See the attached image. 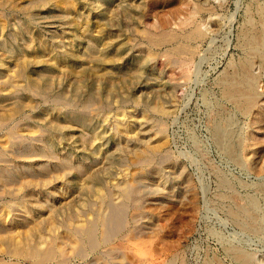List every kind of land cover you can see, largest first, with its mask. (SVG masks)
I'll return each instance as SVG.
<instances>
[{"label":"rangeland","instance_id":"374dc122","mask_svg":"<svg viewBox=\"0 0 264 264\" xmlns=\"http://www.w3.org/2000/svg\"><path fill=\"white\" fill-rule=\"evenodd\" d=\"M130 2L131 15L124 12ZM182 2L0 0V150L8 156L9 182H13L0 181L1 263L34 264L29 256L9 255L10 245L17 237L22 240L20 236L36 223L39 228L53 225L66 208L79 211L96 188H103L94 176L107 184L124 176L130 181L138 170L129 161L118 165L117 159L130 158L137 137L144 138L137 128L141 108L154 101L173 107L170 113L155 114L164 123V161L160 172L149 170L142 182H135L141 192L124 206L122 229L104 242L98 226L97 248L83 243L84 254L75 238L59 230L54 254L58 262L52 257L50 262L35 263L98 264L121 259L123 264H167L171 258L173 264H236L228 246L256 253L264 261V233L246 227L241 215L239 219L231 213L254 199L255 213L264 222V125L249 124L251 117L223 100L216 84L229 63L242 59L238 31L246 12L251 11L255 22L260 16L264 26V0ZM186 2L188 6L201 2L220 20L200 14L198 19L208 22V29L192 43L189 77L177 80L178 86L168 93L166 84L174 73L165 58L171 44H150L137 29L166 24L176 28ZM128 23L132 32L125 26ZM129 38L134 49L125 45ZM148 52L154 58L143 60ZM254 72L264 95V59ZM37 85H47L50 97L43 98ZM90 95L91 110L101 105L102 116L88 126L70 109L81 108ZM117 119L128 128L129 143L124 130L114 135ZM219 120L222 125L232 123L237 139L243 129L256 138L257 142L247 143L248 161L239 156L242 150H237V159L218 144L214 127ZM20 136L28 146L24 153H15L11 138ZM45 149L52 151V157ZM87 213L80 217L82 223L85 216L90 218ZM18 227L20 231L13 234Z\"/></svg>","mask_w":264,"mask_h":264},{"label":"bare ground","instance_id":"6f19581e","mask_svg":"<svg viewBox=\"0 0 264 264\" xmlns=\"http://www.w3.org/2000/svg\"><path fill=\"white\" fill-rule=\"evenodd\" d=\"M182 1L184 2L185 0H182ZM193 3L194 4H192L191 6H188L189 4L188 2H186V5H185L186 7L184 6L185 9L182 10V13H179L178 20L176 21V28L174 29H171V28L169 29V27L166 28V25L168 24H166L164 27L155 25V28L146 27L142 29H137L138 33L142 35L147 40V42L150 44L156 45V44H162L165 42H168L169 44H171V48H169L166 54L165 62L167 63L168 67L173 71L172 73H174L175 75L174 74H172L173 76L170 75L172 79H170L168 84H166V87L169 91L168 93H171V91L174 90L173 86L174 87L176 86L174 84H177L176 82L177 80L180 81L183 79L184 81L189 77L188 76L189 70L187 69V67L190 63V58L192 57L191 55L193 54L192 43L194 40L203 37L207 31L206 29H208L206 28V25H205V24H208V22H203L202 20L198 19L200 14H202V12L207 13L208 18L214 15L215 22H218V20H220V16L212 8L202 4L201 2L200 3L193 2ZM221 4L222 2L219 5ZM130 5L131 6L124 9L125 10L124 12L126 14L131 15L134 12L133 11L134 5L131 2H130ZM254 9H256V7ZM261 13L262 15H264V8L261 9ZM259 18L260 16L257 18L258 19L257 22H255L253 21V18L251 17V11L246 12L242 27L240 28V31H238L239 32L238 42L240 46L239 48L241 49L242 54H243L242 59L241 60L239 59L240 61L237 64L229 63L224 68V71H222V73L219 74L216 84L219 86L221 98L223 100L227 101L228 103L233 104L235 109L239 111L241 115L251 117V119H249L250 121L249 124L257 125L258 128H261L264 125V95L259 90V83H260L258 79L259 77L257 78L256 76L257 73L254 72V69L256 70V67H258V65L264 59L263 58L264 37L262 35L263 32L261 33L260 31V28H262L263 26V19L259 22ZM128 24L129 25H125V26L129 28L130 32H132V28L129 27L132 24L131 23H128ZM0 30H2V28ZM126 43L127 44L125 45L129 49L135 48V45H133L132 38H129V40ZM154 56H155L154 53L148 52L146 53V55L143 56L144 57L143 60H150L154 58ZM37 87L43 93V96H44L43 98L50 97V94H48L49 89L47 88V85H44V86L37 85ZM55 99L59 100L61 98L60 97L58 98V96H56ZM135 102L137 103V101ZM164 103L165 102H162V101L161 102L154 101V102H146L143 104L141 108L142 118L139 119L140 121L138 120L137 128H138V133L140 132L141 134H143L144 138L141 139L137 137V141H135L137 143V145L135 146L137 147H134L133 151L131 150L133 154L131 153L132 155H130V158H127L126 156L125 157L120 156L117 159L119 162L118 165H120V163L122 164L123 161L125 162V164L127 163V161H129L130 164L138 170L134 172V175L132 178L130 177L131 178L130 181L124 178L125 177L124 176L123 178L117 179L116 181H113L112 183L107 184L105 183L107 181L103 180L102 178H97L94 176L93 180L95 182H99L100 184H102L103 188L100 189V188L95 187L98 190H95L94 193L90 192L93 194L92 196L87 197V199L85 198L86 200L84 201L82 205L81 203L77 204V205L82 206L80 208L82 210H80L79 208H77L79 209V211L76 209L74 210L72 207H71L72 209L66 208V210H63L62 217L59 220L54 219L53 225H50L52 223H50L49 221L50 224H48L44 228H39L36 225L37 223L33 225V227L29 224L31 227L29 226L30 227L28 229L29 231L28 230H27L28 232L26 231L27 234H23L22 236L19 235L22 239V240H19V242H18L19 237H17L18 235L16 234L15 238L16 237L18 238L17 242L10 245L11 246L10 249L8 248L10 250L9 251L10 253L8 252V250L5 253L8 252L9 255L14 253V256L15 254L17 255L16 257H18L19 255H20L19 257L29 256L30 258L34 259V264H37L35 263V261L36 262L38 261V263H42L43 260L45 261L48 260L50 262L54 258L55 256L54 254H56L55 251H56V246L58 245V243L55 245V241L58 237L56 233L59 230L66 231L67 234L71 235L72 238H75V240H77L78 244L76 247H78L80 253H83V252L85 253V250H86L85 247H84V251L82 250L83 243H86L89 246L96 245V248H97V242H98L97 228L98 226L101 227L100 234H101V239L104 242H108V240H110L113 235H116V233L119 232L120 229H122V225L124 222L123 213L125 211L123 210H125L126 208V207L124 208V206L127 205V203L130 201H135L136 197H138L139 193L141 192L140 186L138 187L137 185L139 182L136 184L135 182L141 179L144 180L143 176L149 170H152V172L153 170L158 171L161 167L162 161H164V158L161 155L162 147L166 143V139L164 136V126H163L164 123L158 118L159 117L158 115H157L158 117L155 116V114L163 115V114L170 113L172 111L171 109L173 108L171 107L172 105L171 104L168 105ZM93 105H94L93 97L90 95V96L85 97L81 108L70 109L71 111L70 110L69 111L71 112V114L76 115L79 121L89 126L94 123L93 121L95 117L102 116L100 112L101 105H98V109L91 110ZM18 108L19 106H15L14 109L18 110ZM118 113L120 114V110ZM117 121L118 119L116 120V130H115L114 135H116L117 137L120 134L118 130H124L125 136H126L124 138H126L125 140L128 142V140L131 139L126 133V132L129 133L128 128L122 126ZM261 123H262V126L260 125ZM215 125L216 126L214 127V136L218 144L227 153L231 155L233 154L234 157L236 156L237 159L239 156H242L241 158L243 159V161L244 160L248 161V157L246 153L247 143L250 142L251 140H253L254 142H257L256 138L253 137L252 134L247 131V129H243L241 132V135L240 136L238 135V139H237L236 135H234L232 131V128H231L232 123L230 122H228L226 125H222L221 120H219L217 124ZM11 139H12V143L15 145V148L13 149L14 150L13 152L15 153L16 152L22 153L28 146V141L26 140V138L22 136L12 137ZM125 143L126 142H124V144ZM237 150L243 151L241 155L238 156ZM45 152L48 153L47 154L48 156L52 157L51 156L52 151H50L49 149H45ZM7 157L8 156H6L0 150V181L4 185H9L10 183L9 180L11 178L10 177L11 175L9 173L10 166L8 167V165L10 164H9V160ZM64 162L65 161H63V163ZM258 164L260 163L258 162ZM10 169L12 168L10 167ZM181 179L183 180L181 182H184V184H187V181L185 179L183 178ZM222 180L224 181V179ZM140 182H142V180ZM12 183L13 182H11L10 185ZM224 183L225 181L223 182V185ZM142 185H145V184H142ZM145 186L147 187L148 185H145ZM231 188L232 187H230V189ZM252 201L247 202L249 204H247L246 206H243V205H241V207L239 206L236 212L231 211V213H234V214L237 213V216L241 215L244 218V221L243 220L241 221L246 227L251 228L252 230L253 229L258 230L264 233V222H262L258 218L259 216L257 217L255 213L256 211L254 210L255 206ZM87 212L90 213V218L85 216V219H84L85 222L82 223L81 220L83 219L82 218L80 219V217H84V215H86ZM78 222H81V224H78ZM27 225H26V229H27ZM18 230L20 231L19 227L17 231L16 230L15 232L13 231L14 232L13 234H15L16 232H19ZM24 231H25V227H24ZM10 234H9V237L12 236V235L10 236ZM227 249L231 253L236 264H264L263 258H261L256 253H251V252L245 253L244 251H242L240 248L236 246H228ZM21 254H25V255L21 256ZM54 259L56 260V262H58L56 257ZM61 259L63 258L61 257ZM104 260L106 261V259ZM64 261L66 262V260ZM103 261H100L98 264H123V261L121 259H118V260L116 259L113 262H109V260L108 262L107 261L103 262ZM173 261L174 259L170 258L167 264H173ZM0 264H7V263L5 261L2 263L0 262Z\"/></svg>","mask_w":264,"mask_h":264}]
</instances>
